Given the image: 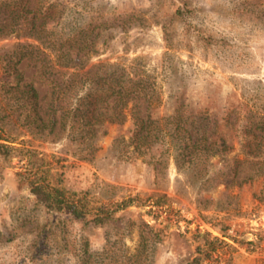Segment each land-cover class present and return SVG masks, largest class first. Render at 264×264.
I'll use <instances>...</instances> for the list:
<instances>
[{"label": "rangeland", "instance_id": "1", "mask_svg": "<svg viewBox=\"0 0 264 264\" xmlns=\"http://www.w3.org/2000/svg\"><path fill=\"white\" fill-rule=\"evenodd\" d=\"M56 1L53 36L73 57L77 45L65 37L83 30L84 70L118 67L145 79L158 96L148 113L193 108L199 129L230 149L196 176L177 167L166 138L135 152L129 111L136 102L146 116L142 100L127 103L121 123L102 124L91 157L62 130L11 126L5 144L12 150H0V264H264V199L257 198L264 176L225 183L233 158L239 177L249 174L246 110L264 116V0ZM24 44L37 41L0 36V77L12 71L6 63ZM73 63L58 68L65 78ZM15 68L48 113L56 105L52 77L33 58ZM30 173L94 205L127 197L137 203L105 223H84L38 202L23 180Z\"/></svg>", "mask_w": 264, "mask_h": 264}, {"label": "trees", "instance_id": "2", "mask_svg": "<svg viewBox=\"0 0 264 264\" xmlns=\"http://www.w3.org/2000/svg\"><path fill=\"white\" fill-rule=\"evenodd\" d=\"M59 8L56 0H0V36L21 33L37 41V44L20 45L6 63L12 66V71L0 77V150H12L5 142H12L8 140L10 127L18 126L31 133L52 134L62 130L71 141L83 146L86 156L91 157L93 139L102 124L121 123L127 115L124 112L127 103L138 100L147 104L143 112L147 115L141 116L138 104L133 103L129 117L135 129L129 141L135 152L144 153L151 144L166 138L168 146L175 149L173 157L177 167H183L196 176L211 163L212 157L230 149L221 139L211 140L205 128L199 129L198 111L193 108L176 106L171 114L162 116L148 113L153 99H158V96L145 79L136 78V75L130 77L129 72L118 67L84 70L83 64H79L88 55L84 51L86 35L83 30L65 37L77 45L78 51L72 54L74 58L53 36V24L60 17L57 15L61 12ZM24 58L39 62L43 73L52 77L56 105L48 113H41L40 97L35 87L31 83H20L21 74L15 66ZM67 61L74 62V70L65 78L58 68H68L65 65ZM11 76L14 81H7ZM10 83L13 84L8 86ZM246 113L241 132L243 156L248 163L249 174L240 178L238 163L233 158L226 186H240L264 176V116L256 115V110L250 108ZM23 180L29 192L49 211L66 212L84 223H105L117 212L137 203L136 197H127L94 205L50 186L42 175L30 173ZM262 193L257 195L259 200L264 199ZM143 225L150 228L148 224ZM199 250L203 252L201 248Z\"/></svg>", "mask_w": 264, "mask_h": 264}]
</instances>
